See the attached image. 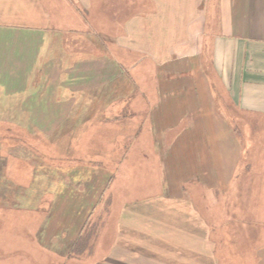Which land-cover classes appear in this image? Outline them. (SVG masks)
<instances>
[{
  "label": "crops",
  "instance_id": "obj_1",
  "mask_svg": "<svg viewBox=\"0 0 264 264\" xmlns=\"http://www.w3.org/2000/svg\"><path fill=\"white\" fill-rule=\"evenodd\" d=\"M93 9L113 17L110 0H0L9 181L33 183L29 144L85 161L76 207L65 216L57 188L45 225L88 243L99 227L95 264H221L226 247L264 264V0H139L107 42L68 21Z\"/></svg>",
  "mask_w": 264,
  "mask_h": 264
},
{
  "label": "rangeland",
  "instance_id": "obj_2",
  "mask_svg": "<svg viewBox=\"0 0 264 264\" xmlns=\"http://www.w3.org/2000/svg\"><path fill=\"white\" fill-rule=\"evenodd\" d=\"M110 2L112 5V18H114V14L117 11L120 16L130 15L135 9L139 11V0H134V2H137L138 7L131 5L132 0H110ZM142 2L143 0H140V3ZM98 15L97 10L93 9L88 16L87 13H84L81 17L82 19L78 22L74 18H68V14L62 16L61 19L66 22L68 18V21L73 23V26L79 24L86 32L92 27L95 35L103 40L106 39L107 42L109 40H107L106 36H110L112 31L118 29L120 25H117L110 16L103 17L102 14ZM85 20H88L89 23ZM80 41L82 42V39ZM80 47L81 51L83 50L82 54H86L82 43H80ZM132 134L127 135L129 140L132 139ZM21 148L17 153L21 154L22 150L27 148L25 153L27 155L28 153L32 154L29 162L35 169L33 183L29 186V190L22 187L21 189L18 185L9 181L4 169L6 161L0 158V264H95L102 257H85L86 254L84 253L87 250L93 252V247H90V245L94 241L91 237L95 233V239H100L99 227L95 225V229L93 227L90 228L91 231L87 237L90 239L88 243L87 239L83 241L75 240L74 242L62 239L56 241L57 234L55 232L57 226L54 221H51L47 226L45 225L48 220H56L55 213L58 209L63 210L60 207L58 208L57 199V188L60 189L61 186L64 187V190H68L67 193L64 191V211L65 213L67 212L65 216L70 215L76 205L74 201L76 197H73L74 194L71 191L73 189L77 190L76 187L80 186L82 188L87 185L82 172L83 169L87 168L86 165L84 166L86 162L78 161L77 159L72 160L71 156L60 160L58 156L65 147L51 142L47 144L38 142L29 144L26 147L22 146ZM66 148L67 153H72V146L69 145ZM85 148L87 149L88 146H85ZM120 148L122 150V147ZM113 155L115 154L113 153ZM121 156H117V159L113 156L112 175L116 174L119 169ZM99 167L104 168L103 165H99ZM142 177L146 183L152 180V177L147 175L146 172ZM140 179L141 177H139ZM80 195L82 196V194L78 196ZM129 199H131L130 194L126 192L121 194L119 199H117L116 207L122 201H129ZM105 212V216H109L110 212L114 211L111 208H106ZM105 216L106 220H110ZM115 216L112 213L111 220H116ZM42 232L45 236L47 234L46 240H43ZM98 243L97 240L96 244ZM221 256L219 255V258H222L221 264H242V261H245L240 254V250L232 247H226L224 255ZM247 262L248 264H258V259L250 253V256L246 259Z\"/></svg>",
  "mask_w": 264,
  "mask_h": 264
}]
</instances>
